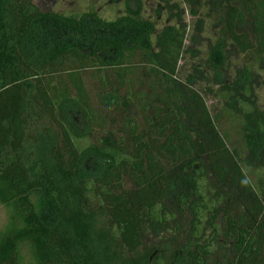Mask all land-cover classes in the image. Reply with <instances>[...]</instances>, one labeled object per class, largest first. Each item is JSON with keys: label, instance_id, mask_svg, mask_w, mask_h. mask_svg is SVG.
Listing matches in <instances>:
<instances>
[{"label": "trees", "instance_id": "trees-1", "mask_svg": "<svg viewBox=\"0 0 264 264\" xmlns=\"http://www.w3.org/2000/svg\"><path fill=\"white\" fill-rule=\"evenodd\" d=\"M184 1L220 7L230 43L253 59L219 87L242 151L229 149L192 78L178 77L181 21L154 42L143 0H125L115 21L0 0V264L257 263L264 112L248 76L264 58V0Z\"/></svg>", "mask_w": 264, "mask_h": 264}, {"label": "rangeland", "instance_id": "rangeland-1", "mask_svg": "<svg viewBox=\"0 0 264 264\" xmlns=\"http://www.w3.org/2000/svg\"><path fill=\"white\" fill-rule=\"evenodd\" d=\"M34 4L43 11H54L63 14H81L94 8L99 16L105 21H115L118 17L125 14V0H33ZM242 8L240 2H237ZM194 10V13L192 12ZM209 11L213 16L209 17ZM220 7L209 4L204 8L195 6L189 7L184 0H143V17L155 25V32L151 35V39L155 42L156 34L163 31L168 26H173L181 21L187 27V38L185 40V50L179 61L178 77L182 80L192 78V85L200 90L206 105L221 132H230V141H227L231 151L236 149L242 151V138L238 131V124L231 122L225 109L228 108L226 102L221 96L220 85L223 83L233 82L236 77L245 75L244 65L248 63V57L238 50V48L230 43L227 34L225 22L215 14L223 15ZM242 29H248L247 24H241ZM240 27V28H241ZM152 33V32H151ZM229 41V42H228ZM226 42L224 47V62L221 65H215V54L218 48ZM149 65L141 69V74L147 77ZM253 85V93L255 95V104L259 110L264 112V58L255 61L253 72L248 76ZM115 113V112H114ZM111 112V116H114ZM132 117H136L141 126L144 121L136 107L130 110ZM115 117L120 119V112ZM54 128L51 123L46 124ZM209 172V171H208ZM264 177V170L262 171ZM251 182L255 181V175L248 173ZM126 188H131L132 183L127 178L124 180ZM38 196L32 197L36 203ZM238 204L232 201L230 213L238 217ZM225 218H222L221 224L225 227ZM7 220V210L0 206V227ZM161 232L156 230L149 238V242H153V238H159ZM256 264H264V252L258 255Z\"/></svg>", "mask_w": 264, "mask_h": 264}]
</instances>
